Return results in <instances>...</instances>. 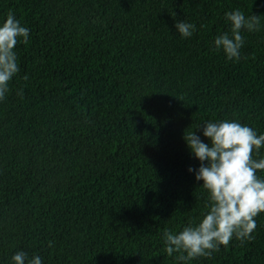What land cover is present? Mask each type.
<instances>
[{"label":"trees","instance_id":"1","mask_svg":"<svg viewBox=\"0 0 264 264\" xmlns=\"http://www.w3.org/2000/svg\"><path fill=\"white\" fill-rule=\"evenodd\" d=\"M235 9L261 27L242 30L230 61L213 40ZM9 12L30 39L0 102V264L19 250L43 264H176L162 232L196 221L208 196L184 132L207 142L203 122L234 119L264 133V0H0V21ZM255 219L251 240L187 264H264Z\"/></svg>","mask_w":264,"mask_h":264},{"label":"clouds","instance_id":"2","mask_svg":"<svg viewBox=\"0 0 264 264\" xmlns=\"http://www.w3.org/2000/svg\"><path fill=\"white\" fill-rule=\"evenodd\" d=\"M175 14L173 13V16ZM229 30L213 40L214 51H222L226 60L239 61L244 46L242 30H260V15L245 16L235 9L224 13ZM181 38H190L196 25L185 20L175 23ZM30 29L9 12L0 21V102L10 91L9 83L20 72L17 54L18 43L27 44ZM27 79V76H24ZM22 94V90L18 93ZM199 126V125H198ZM197 126V127H198ZM196 128V127H195ZM203 142L191 129L183 139L192 156L199 161L198 168L189 167L194 179L206 190V211L194 222H189L178 232L165 228L162 232L164 251L176 264H187L197 257H209L227 247L233 238L251 240L258 215L264 212V178L257 175L264 171V133L236 120L203 122ZM253 153L257 158H254ZM177 255H173V254ZM12 264H43L39 255L29 258L23 250L11 256Z\"/></svg>","mask_w":264,"mask_h":264}]
</instances>
